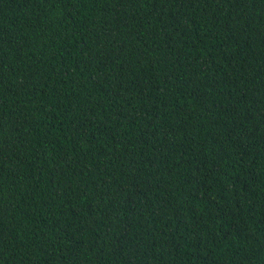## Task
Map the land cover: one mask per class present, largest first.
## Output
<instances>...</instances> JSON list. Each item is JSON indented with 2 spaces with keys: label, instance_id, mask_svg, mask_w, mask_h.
Masks as SVG:
<instances>
[{
  "label": "trees",
  "instance_id": "obj_1",
  "mask_svg": "<svg viewBox=\"0 0 264 264\" xmlns=\"http://www.w3.org/2000/svg\"><path fill=\"white\" fill-rule=\"evenodd\" d=\"M0 264H264V0H0Z\"/></svg>",
  "mask_w": 264,
  "mask_h": 264
}]
</instances>
